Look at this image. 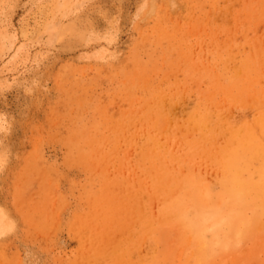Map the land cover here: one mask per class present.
<instances>
[{"label":"rangeland","instance_id":"374dc122","mask_svg":"<svg viewBox=\"0 0 264 264\" xmlns=\"http://www.w3.org/2000/svg\"><path fill=\"white\" fill-rule=\"evenodd\" d=\"M260 133L264 0H0V264H264Z\"/></svg>","mask_w":264,"mask_h":264},{"label":"bare ground","instance_id":"6f19581e","mask_svg":"<svg viewBox=\"0 0 264 264\" xmlns=\"http://www.w3.org/2000/svg\"><path fill=\"white\" fill-rule=\"evenodd\" d=\"M258 133H259V132H258ZM260 134H264V133H260ZM257 135H259V134H257ZM262 138H263V137H262ZM87 142H88V141H87ZM263 142H264V141H263ZM247 148H248V147H247ZM259 150H260V149H259ZM246 153H247V152H246ZM253 154H254V153H253ZM239 156H241V155H239ZM242 156H243V155H242ZM243 157H244V156H243ZM248 157H249V156H248ZM252 157L254 158L253 155H252ZM245 158H246V157H245ZM238 160H239V159H238ZM253 160H254V159H253ZM256 160H257V159H256ZM258 161H259V160H258ZM250 162H252V160H251ZM261 162H262V161H261ZM228 163H229V162H228ZM243 163H244V162H243ZM246 164H247V163H246ZM252 164H253V163H252ZM249 166H250V165H249ZM232 167H233V166H232ZM242 167H243V166H242ZM242 167L240 166V169H241ZM247 167H248V165H247ZM251 168H252V167H251ZM255 168H257V167H255ZM255 168H253V169H255ZM232 171H234V170H232ZM248 172H249V171H247V172L245 173V171H244L243 173L247 174ZM233 173H234V172H233ZM236 174H238V173H236ZM249 175H250V174H249ZM234 176H235V175H234ZM242 176H243V175H242ZM248 177H249V176H248ZM249 178H250V177H249ZM244 179H245V178H244ZM244 179H243V180H244ZM247 180H248V179H247ZM247 180H245V182H247ZM240 181H241V180H240ZM248 182H249V181H248ZM256 183H257V182H256ZM261 183H262V182H261ZM230 184H231V183H230ZM236 185H237V184H236ZM245 185H246V184H245ZM236 187H238V186H235V185H234V188H236ZM239 187H240V186H239ZM241 187H242V186H241ZM252 187H253V186H252ZM232 188H233V187H232ZM244 188H245V186H244ZM253 189H254V187H253ZM253 189H251V190H253ZM254 190H255V189H254ZM238 191L240 192L241 189H239ZM238 191H237V192H238ZM242 191H243V190H242ZM223 192H224V191H223ZM238 196H239L240 198L242 197L241 194H238ZM254 197H255V196H254ZM255 198H256V197H255ZM259 198H260V197H259ZM249 199H251V198H249ZM249 199H248L247 201H249ZM229 200H231V199H229ZM193 201H194V200H193ZM245 201H246V200H245ZM255 201H256V202H259L260 200H259V201L255 200ZM232 202H233V201H232ZM232 202H231V203H232ZM263 202H264V201H263ZM226 203H227V202H226ZM234 203H235V201H234ZM234 203L232 204V207H233ZM251 203H252V201H251ZM228 204H229V203H228ZM229 205H230V204H229ZM258 205H259V204H258ZM227 206H228V205H227ZM236 206H237V205H236ZM225 208H226V207H225ZM236 208H237V207H236ZM230 210H233V208H232V209L230 208ZM252 211H253V210H252ZM230 212H231V211H229V214H231ZM227 213H228V212H227ZM243 213H244V212H243ZM245 214H246V213H245ZM224 215L227 217L228 214H227V215L224 214ZM241 215H242V214H241ZM258 215H259V214H258ZM234 216H235V215H234ZM245 216H246V215H245ZM223 218H224V217H223ZM253 219H254V218H253ZM207 220H208V219H207ZM219 220H220V218H219ZM238 220H239V222H240L241 219H238ZM244 220H245V219H244ZM244 220H243V221H244ZM216 221H217V220H216ZM216 221H215V222H216ZM236 221H237V220H236ZM218 222L220 223V221H218ZM237 222H238V221H237ZM252 222H254V220H253ZM176 223H177V222H176ZM250 223H251V222H250ZM235 224H236V222H235ZM175 225H176V224H175ZM178 225H179V224H178ZM207 225H208V223H207ZM225 225H226V224H225ZM238 225H239V224H238ZM222 226H223V225H222ZM222 226H221V227H222ZM226 226H227V225H226ZM164 227H165V226H164ZM227 227H228V226H227ZM200 228H201V227H200ZM232 228H233V227H232ZM235 228H236V226H235ZM203 229H204V228H203ZM222 229H223V228H222ZM233 229H234V228H233ZM233 229H232V231H234ZM237 230H238V229H237ZM192 233H194V232H192ZM227 233H228V232H227ZM227 233H226V234H227ZM198 234H200V230H199V233H198ZM230 235H231V234H230ZM236 235H237V234H236ZM212 236H214V235H212ZM231 236H232V235H231ZM212 240H213V239H212ZM227 240L230 241V239H227ZM213 241H214V240H213ZM231 241H232V240H231ZM207 243H208V242H207ZM209 243H211V242L209 241ZM213 243H214V242H213ZM214 244H217V242L214 243ZM226 244H227V243H226ZM199 245H200V244H199ZM202 245H203V244H202ZM232 245H233V244H232ZM203 246H204V245H203ZM205 246H206V245H205ZM214 246H215V245H214ZM221 246H222V245H221ZM212 247H213V246H212ZM212 247H211V248H212ZM222 247H223V246H222ZM205 248H206V247H205ZM205 248H204V249H205ZM213 249H214V248H213ZM207 250H208V248H207ZM199 252H200V251H199ZM200 254H202V253H199V255H200ZM202 256H203V255H202Z\"/></svg>","mask_w":264,"mask_h":264}]
</instances>
